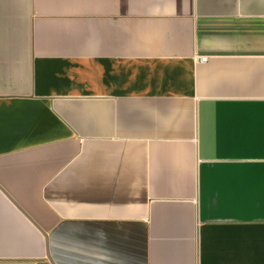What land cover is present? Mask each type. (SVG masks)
Here are the masks:
<instances>
[{"label": "crops", "instance_id": "0c3cea01", "mask_svg": "<svg viewBox=\"0 0 264 264\" xmlns=\"http://www.w3.org/2000/svg\"><path fill=\"white\" fill-rule=\"evenodd\" d=\"M51 261L264 264V0H0V264Z\"/></svg>", "mask_w": 264, "mask_h": 264}, {"label": "built area", "instance_id": "2783aa9c", "mask_svg": "<svg viewBox=\"0 0 264 264\" xmlns=\"http://www.w3.org/2000/svg\"><path fill=\"white\" fill-rule=\"evenodd\" d=\"M199 60H200L201 62L205 63V62H207L208 58H206V57H201V58H199Z\"/></svg>", "mask_w": 264, "mask_h": 264}, {"label": "water", "instance_id": "95a60500", "mask_svg": "<svg viewBox=\"0 0 264 264\" xmlns=\"http://www.w3.org/2000/svg\"><path fill=\"white\" fill-rule=\"evenodd\" d=\"M51 263L54 264L53 261H51Z\"/></svg>", "mask_w": 264, "mask_h": 264}]
</instances>
